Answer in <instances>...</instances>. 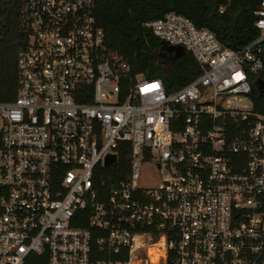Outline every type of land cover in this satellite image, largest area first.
<instances>
[{
    "label": "built area",
    "instance_id": "2783aa9c",
    "mask_svg": "<svg viewBox=\"0 0 264 264\" xmlns=\"http://www.w3.org/2000/svg\"><path fill=\"white\" fill-rule=\"evenodd\" d=\"M97 3L22 2L17 98L0 102V264H264V115L250 98L264 0L260 37L238 51L181 14L145 24L200 67L174 93L107 47Z\"/></svg>",
    "mask_w": 264,
    "mask_h": 264
},
{
    "label": "trees",
    "instance_id": "16d2710c",
    "mask_svg": "<svg viewBox=\"0 0 264 264\" xmlns=\"http://www.w3.org/2000/svg\"><path fill=\"white\" fill-rule=\"evenodd\" d=\"M23 0H0V102H12L19 87L17 57L28 44ZM261 0H98L96 17L106 35V45L118 52L134 75L160 79L174 93L201 75L192 54L172 47L145 26L169 13L190 18L198 28L211 30L225 48L241 50L260 37L255 11ZM224 9V12H221ZM264 55V42L262 44ZM264 71L252 77L250 98L264 115ZM128 169V153L121 156ZM119 170V168H117ZM114 170L117 174L118 171ZM116 171V172H115ZM261 211L264 212V198ZM172 264V262H170Z\"/></svg>",
    "mask_w": 264,
    "mask_h": 264
},
{
    "label": "rangeland",
    "instance_id": "374dc122",
    "mask_svg": "<svg viewBox=\"0 0 264 264\" xmlns=\"http://www.w3.org/2000/svg\"><path fill=\"white\" fill-rule=\"evenodd\" d=\"M247 106L248 107H250V104H247ZM147 174V178H148V180H150V181H155V182H158V176H157V172H156V170L155 171H145V170H143V174Z\"/></svg>",
    "mask_w": 264,
    "mask_h": 264
},
{
    "label": "water",
    "instance_id": "95a60500",
    "mask_svg": "<svg viewBox=\"0 0 264 264\" xmlns=\"http://www.w3.org/2000/svg\"><path fill=\"white\" fill-rule=\"evenodd\" d=\"M116 162V156L115 155H109L106 160V166H109L110 164H113Z\"/></svg>",
    "mask_w": 264,
    "mask_h": 264
},
{
    "label": "flooded vegetation",
    "instance_id": "af4514ba",
    "mask_svg": "<svg viewBox=\"0 0 264 264\" xmlns=\"http://www.w3.org/2000/svg\"><path fill=\"white\" fill-rule=\"evenodd\" d=\"M263 90H264V88H263Z\"/></svg>",
    "mask_w": 264,
    "mask_h": 264
}]
</instances>
